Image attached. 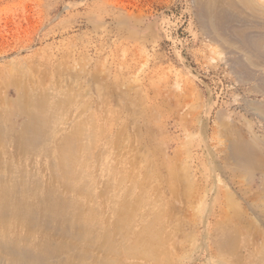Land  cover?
<instances>
[{"label":"rangeland","instance_id":"1","mask_svg":"<svg viewBox=\"0 0 264 264\" xmlns=\"http://www.w3.org/2000/svg\"><path fill=\"white\" fill-rule=\"evenodd\" d=\"M211 1L0 0V110L16 111L20 93L59 91L61 99L76 96L71 115L96 123L105 143L115 140L120 129H127L123 145L117 140L120 147L114 146L107 157L110 164L122 158L118 172L130 174L131 156L138 153L139 158L148 156L159 177L153 185L162 197L161 217L154 220L153 229L161 246L154 253L162 257L153 258L142 248L133 253L126 250L121 264H254L243 244L241 260L234 254L217 258L208 239L218 222L231 219L235 204L228 201L230 197H214L217 177L203 151L202 129L208 122L212 145L219 134V113L224 121L231 115L239 127L246 128L240 118L250 89L229 64L238 56L232 52L238 50L230 51L218 40L212 24L205 23L209 19L203 13ZM223 1L226 16L220 20V30L224 35L249 30V21L262 29L264 0L249 4L256 13L252 17L245 14L247 0ZM234 2L245 14L239 20L231 15ZM22 120L16 119L15 125L19 127ZM37 167L45 181L47 170L41 164ZM177 169L183 176L189 171L185 185ZM242 229L247 239V229Z\"/></svg>","mask_w":264,"mask_h":264},{"label":"bare ground","instance_id":"2","mask_svg":"<svg viewBox=\"0 0 264 264\" xmlns=\"http://www.w3.org/2000/svg\"><path fill=\"white\" fill-rule=\"evenodd\" d=\"M222 1L208 3L203 17L209 19L205 23L212 24L220 42L230 51L238 50L232 52L238 56L229 64L250 89L240 118L246 128L239 127L231 115L224 121L219 113V134H215L212 145L208 122L202 129L203 151L210 157L209 164L217 177L214 197H230L228 201L234 200L235 204L229 223L218 222L208 239L219 259L234 254L241 260L239 250L243 244L254 264H264V24L257 30L249 21V30L224 35L220 30V20L226 16ZM252 2L247 0L246 4ZM235 6L234 2L231 15L238 20L245 14H256L253 5L245 14ZM60 93H20L14 104L16 111L0 110V264H121L124 251L133 253L138 248L150 251L153 258L162 257L154 253L161 248L159 233L153 227L154 220L161 217L162 197L153 185L159 177L151 160L148 156L139 158L135 151L137 155L131 156L133 171L118 172L122 158L110 164L107 157L119 146L117 140L123 145L127 129L116 130L115 140L105 143L96 123L80 121L79 112L76 118L71 115L78 102L76 96L64 94L66 99H61ZM18 118L23 119L19 127L14 123ZM33 163L36 165L30 167ZM40 164L47 170L45 181L39 175ZM187 172L185 178L191 176ZM182 174L178 171L177 176L181 175L184 184ZM147 193L154 197H147ZM240 200L246 205L245 211ZM241 224L247 229V239H243Z\"/></svg>","mask_w":264,"mask_h":264}]
</instances>
